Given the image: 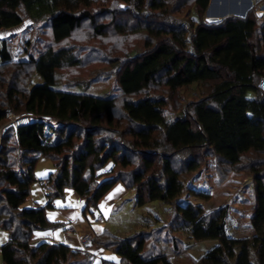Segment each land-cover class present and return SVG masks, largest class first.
Instances as JSON below:
<instances>
[{
    "label": "trees",
    "instance_id": "1",
    "mask_svg": "<svg viewBox=\"0 0 264 264\" xmlns=\"http://www.w3.org/2000/svg\"><path fill=\"white\" fill-rule=\"evenodd\" d=\"M209 3L0 0V30L25 19L50 20L53 35V45L38 58L0 67V228L9 234L1 248L4 264H83L84 251L48 241L32 245L33 234L55 225L47 210L67 189L94 215L118 183L134 191L139 207L170 205L172 220L164 228L172 234L217 242L192 264H264V160L259 161L264 156V91L259 87L264 16L253 7L244 17L210 24L205 21ZM86 30L91 32L87 37ZM108 30L115 32L113 38H104ZM140 32L145 33L141 51L106 63L116 76L118 96L55 88L61 72L84 69L92 39L115 40L125 51L120 40ZM0 55L11 61L6 41ZM36 75L43 83L33 85ZM193 87L199 97L187 103L178 99L180 91ZM171 99H177L175 108ZM27 113L33 115L29 126H11L12 115ZM41 157L52 161L54 171L42 183L53 191L45 207L24 208ZM252 158L258 160L249 164ZM215 160L228 168V176L217 179L216 172L209 190L195 188L194 178ZM249 177L250 208L243 194L233 191L226 203L206 209L231 181ZM151 234L105 232L93 242L126 264H174L167 256L148 258Z\"/></svg>",
    "mask_w": 264,
    "mask_h": 264
},
{
    "label": "rangeland",
    "instance_id": "2",
    "mask_svg": "<svg viewBox=\"0 0 264 264\" xmlns=\"http://www.w3.org/2000/svg\"><path fill=\"white\" fill-rule=\"evenodd\" d=\"M231 1H233L231 2L232 4L235 0ZM253 7L261 12V17L264 16V0L258 2L253 1L245 10L232 11V13H227V15L236 16L235 14H239L240 16H246L249 9H252ZM209 12L212 13V10L207 8L205 18ZM89 32L90 30H86L84 36L87 37L86 35ZM114 33V31L108 30L106 32L107 35L104 38H113L115 35ZM144 37L145 33L140 32L131 37H125L123 41L120 40L125 51H122L116 46L117 42L115 40L92 39L91 42H93L92 46L94 49L92 53H88L90 56L83 65L84 69L75 73H70L68 70L61 72L59 84H57L55 88L67 93L92 95L105 99L118 96L121 93V90L117 84L116 76L113 73H110V71H107L110 64L106 63L109 61L108 59L117 60L118 63V58H123L127 52H130L131 50L133 51V49L141 51ZM3 41L7 42L8 51L12 58L10 62L6 63L2 60L0 55V67L11 62L16 63L27 61L31 57L38 58L47 47L53 45L51 21L43 20L33 22L30 19H25L24 23L20 26L0 30V50ZM91 49L90 46H87L86 51L90 52ZM106 56L108 58H106ZM7 81H14V78L8 76ZM39 83H43V80L40 76L36 75L33 78V85ZM6 86L8 87L9 84H6ZM198 93V89L194 87L185 89L179 92L178 99L187 103L189 100L195 99L196 96H198ZM170 101H172L174 107L177 99H171ZM171 118H174L173 114H170V119ZM259 158V161H262V158L264 160V156H259ZM257 160L258 159L252 158L248 162L251 164L257 162ZM52 166L53 164L50 159L41 158L37 165V169H35L36 177H45L46 173H48V167L52 168ZM216 172L218 173L217 179H223L228 176L229 171L227 167L222 166L220 163L218 164L216 160L214 162H208L201 174L194 178L191 184H193L195 188L198 187L199 189L209 190L211 186L210 176L215 177ZM233 191L243 194L248 202L249 208L251 207L253 204L254 189L253 179L249 177L244 181H231L224 190L221 191L217 202L205 204L206 209L213 210L217 208L216 204L223 205ZM81 201L84 202L83 200ZM76 207L79 208L82 213L85 205L82 206V203L79 201ZM112 213L113 214H111L109 219L101 220V225L107 227L112 234L119 237H131L137 232L145 231L152 233V238L149 243V253L147 254L148 258L162 255L167 256L174 264H192L193 260H198L212 247L217 245L216 241L195 242L194 240L189 239L185 234L179 232L172 234L164 227L172 220L173 208L170 205L161 202H154L139 207L136 204V195L134 191H131L125 200L121 201ZM90 215L91 213H89V216ZM92 216L98 215L94 214ZM229 232V234L233 236L235 229L231 226ZM174 237H176V240H173Z\"/></svg>",
    "mask_w": 264,
    "mask_h": 264
},
{
    "label": "crops",
    "instance_id": "3",
    "mask_svg": "<svg viewBox=\"0 0 264 264\" xmlns=\"http://www.w3.org/2000/svg\"><path fill=\"white\" fill-rule=\"evenodd\" d=\"M253 1L257 0H252V2ZM53 171V166L52 168L48 167V173H46L45 177H36L37 181L31 187V195L24 205V208L37 209L45 207L48 204V195L53 191V189L45 187L42 181L48 179ZM129 193H131V191L127 190L122 183H118L99 203L98 209L95 211V215H98V219L95 220L92 215L89 216V212H85V207L83 212H80V209L77 208L76 205L80 201L82 206H84L85 202H82V199L80 200V196L74 190L67 189L64 197L55 199L52 203V208L47 210L48 220L55 225L51 229L34 232L32 245L37 246L40 243L48 241L66 245L72 250L83 251L78 235L82 233H89L93 236V238H96L97 235H104L105 232L111 233L107 227L101 225V220L109 219L111 214H113L112 212L121 201L125 200ZM73 227L76 229V232H69V229ZM8 241V232L0 228V264H4L1 255V248L7 244ZM82 262L83 264H126L122 261L120 256L110 250L102 248L100 245L96 244L95 241L90 247V252L86 253Z\"/></svg>",
    "mask_w": 264,
    "mask_h": 264
},
{
    "label": "built area",
    "instance_id": "4",
    "mask_svg": "<svg viewBox=\"0 0 264 264\" xmlns=\"http://www.w3.org/2000/svg\"><path fill=\"white\" fill-rule=\"evenodd\" d=\"M259 87L264 91V78L260 79ZM33 122V115L30 113L21 114L18 116H11L10 124L13 128L19 129L21 127L29 126ZM3 130L0 131V141ZM94 219H98V216H94ZM69 232H76L75 228H70ZM78 239L81 243V248L85 253L90 252V247L93 243V236L89 233H82L78 235ZM107 264H121V263H107Z\"/></svg>",
    "mask_w": 264,
    "mask_h": 264
},
{
    "label": "bare ground",
    "instance_id": "5",
    "mask_svg": "<svg viewBox=\"0 0 264 264\" xmlns=\"http://www.w3.org/2000/svg\"><path fill=\"white\" fill-rule=\"evenodd\" d=\"M231 2L233 1L214 0L213 6H212V13L215 15H218V14L232 13V11H243L252 2V0H235L234 3L232 4Z\"/></svg>",
    "mask_w": 264,
    "mask_h": 264
},
{
    "label": "water",
    "instance_id": "6",
    "mask_svg": "<svg viewBox=\"0 0 264 264\" xmlns=\"http://www.w3.org/2000/svg\"><path fill=\"white\" fill-rule=\"evenodd\" d=\"M258 1H260V0H257L256 2H258ZM213 3H214V0H210L209 6H208V9L209 10H212ZM235 15L236 16H240L239 14H235ZM230 16L231 15H227V14H218V15H215V14L209 12L207 14V17L205 18V21L207 23H210V24L219 23V22L223 21L225 18L230 17ZM241 17H244V15H242ZM0 143H1V141H0Z\"/></svg>",
    "mask_w": 264,
    "mask_h": 264
}]
</instances>
